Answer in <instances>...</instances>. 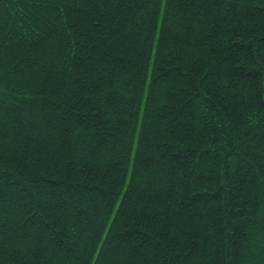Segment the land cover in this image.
<instances>
[{
  "label": "trees",
  "instance_id": "trees-1",
  "mask_svg": "<svg viewBox=\"0 0 264 264\" xmlns=\"http://www.w3.org/2000/svg\"><path fill=\"white\" fill-rule=\"evenodd\" d=\"M0 264H264V0H0Z\"/></svg>",
  "mask_w": 264,
  "mask_h": 264
}]
</instances>
